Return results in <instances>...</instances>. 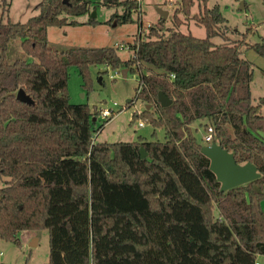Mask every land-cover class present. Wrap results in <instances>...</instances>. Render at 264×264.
Listing matches in <instances>:
<instances>
[{
	"label": "trees",
	"instance_id": "16d2710c",
	"mask_svg": "<svg viewBox=\"0 0 264 264\" xmlns=\"http://www.w3.org/2000/svg\"><path fill=\"white\" fill-rule=\"evenodd\" d=\"M181 1L180 11L204 26L206 36L181 31L175 13L169 35L158 26L136 34L127 44L129 59L109 46L60 50L48 29L84 24L69 16L91 14L98 5L123 7L105 23H133L135 12L141 18L140 0H41L25 23L0 13V177L8 178L0 188L3 240L20 245V233L47 229V264H256L264 255V97L253 103V63L242 57V49L264 56V38L248 42L249 27L241 39L216 44L212 39H226L228 29L220 6ZM101 23L91 16L85 22ZM18 37L31 59L10 60V41ZM97 65L141 75L136 98L151 108L134 112L132 121L163 128L165 141L95 140L97 113L70 101L68 79L75 66L89 85ZM20 89L31 102L17 98ZM161 92L172 100L166 107ZM198 120L207 121L205 132L213 127L212 142L238 163H254L260 178L222 192L202 153L210 143H201L193 127Z\"/></svg>",
	"mask_w": 264,
	"mask_h": 264
},
{
	"label": "rangeland",
	"instance_id": "374dc122",
	"mask_svg": "<svg viewBox=\"0 0 264 264\" xmlns=\"http://www.w3.org/2000/svg\"><path fill=\"white\" fill-rule=\"evenodd\" d=\"M41 0H0V13L4 11V20L11 22L25 23L31 17L39 13L37 5ZM181 0H141L143 12L141 18L135 12V21L128 24L105 23L111 19L115 12L122 13L123 7H107L98 5L91 14L69 16V20L79 21L84 24L77 26L68 24L63 27L51 26L48 29V39L60 50H66L72 46L85 47H114L118 49L123 59H129L133 55L132 48L121 49L122 44H133L139 29L137 21L140 18L146 27L144 36L149 33L151 26H158L160 33L169 35V30L174 26V15L183 23L179 29L185 33H191L196 37L204 38L206 29L199 25L193 18H188L181 12ZM8 4V10H7ZM218 4L224 17L227 19L226 39L223 36H215L212 40L216 44L227 41L239 40L249 27L253 28L248 37V42L254 44L261 42L264 38V0H209L208 7ZM160 9L168 13L167 18L160 14ZM96 12V19L101 24L96 26L85 24ZM198 4L193 6L192 16L198 13ZM149 25V27H148ZM20 37L10 41V60L27 56L22 47ZM242 57L253 63V80L251 82V94L253 103H258L264 97V56L258 54L254 49H242ZM92 75L91 83L86 84L77 67L69 69L68 92L70 101L74 104L88 103L92 108L114 107L116 115L106 121L99 116L94 122V138L98 142L136 141L139 137L146 140L165 141L163 128L154 127L153 124L144 118H136L133 113L142 112L148 104L136 98V89L140 85L141 75L130 70L124 77L123 69H113L107 65H97L90 68ZM131 99V103L127 102ZM117 103V106H113ZM130 103V104H129ZM151 108V106H150ZM264 112V105L262 107ZM144 121L143 127L138 126ZM206 120H198L193 124L197 129L196 136L201 143L206 144L204 124ZM105 123V124H104ZM104 124L102 127H100ZM230 131L233 127L228 125ZM156 129V133L153 134ZM7 177H0V188L6 184ZM264 209V200L262 202ZM20 245L14 242L5 241L0 237V264H47L49 261V233L47 229L38 231H24L19 235ZM37 239L36 243L34 240ZM259 261L264 264V255L259 256Z\"/></svg>",
	"mask_w": 264,
	"mask_h": 264
},
{
	"label": "water",
	"instance_id": "95a60500",
	"mask_svg": "<svg viewBox=\"0 0 264 264\" xmlns=\"http://www.w3.org/2000/svg\"><path fill=\"white\" fill-rule=\"evenodd\" d=\"M160 14L164 18H167L168 16V13L161 9ZM91 17H96L95 11L92 13ZM127 72L128 69H123L124 77L127 76ZM17 98L26 102L32 101L24 89L18 91ZM159 100L164 107L172 102V100L162 92L159 93ZM130 101L131 99H128L127 102ZM148 108H150V105H148ZM95 109L96 105L93 106L94 111ZM95 121L96 117L93 119V122ZM202 153L210 159V169L216 174L218 181L221 183L222 192L258 179L261 176V173L258 171V168L254 163H238L235 155L217 142H211L210 144L203 146ZM141 156H147L144 148H141Z\"/></svg>",
	"mask_w": 264,
	"mask_h": 264
},
{
	"label": "built area",
	"instance_id": "2783aa9c",
	"mask_svg": "<svg viewBox=\"0 0 264 264\" xmlns=\"http://www.w3.org/2000/svg\"><path fill=\"white\" fill-rule=\"evenodd\" d=\"M149 27V25H148ZM146 27L144 26V24L142 23L141 27H139L138 29V37H143L144 36V31H145ZM121 49H124V48H130L129 45L127 44H122L120 46ZM142 85H143V81L140 82V85H139V90L142 89ZM113 106H117V103H114ZM95 112H99V116L102 117L103 119H108V118H112L116 115V111H115V108L114 107H105V108H102V107H98V105L96 106V109H95ZM98 117H96L97 119ZM145 125L144 121H140L138 123V126L140 127H143ZM213 133H214V129L212 126L208 127V130L206 131L205 133V137H204V140L205 142H208V143H211L212 140H213ZM256 264H261V262L259 261V259L257 260Z\"/></svg>",
	"mask_w": 264,
	"mask_h": 264
},
{
	"label": "crops",
	"instance_id": "0c3cea01",
	"mask_svg": "<svg viewBox=\"0 0 264 264\" xmlns=\"http://www.w3.org/2000/svg\"><path fill=\"white\" fill-rule=\"evenodd\" d=\"M141 1V0H140ZM142 9V8H141ZM142 12H143V9H142ZM37 239L34 240V243H36Z\"/></svg>",
	"mask_w": 264,
	"mask_h": 264
}]
</instances>
